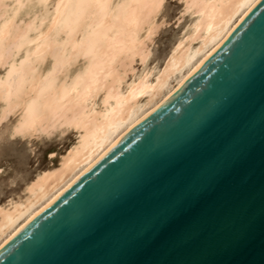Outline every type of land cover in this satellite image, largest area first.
Segmentation results:
<instances>
[{
	"label": "water",
	"instance_id": "water-1",
	"mask_svg": "<svg viewBox=\"0 0 264 264\" xmlns=\"http://www.w3.org/2000/svg\"><path fill=\"white\" fill-rule=\"evenodd\" d=\"M224 109L229 118L206 134ZM187 192L197 240L178 239L175 219L150 232L146 212L163 213L167 198ZM0 264H264V0L2 247Z\"/></svg>",
	"mask_w": 264,
	"mask_h": 264
},
{
	"label": "bare ground",
	"instance_id": "bare-ground-1",
	"mask_svg": "<svg viewBox=\"0 0 264 264\" xmlns=\"http://www.w3.org/2000/svg\"><path fill=\"white\" fill-rule=\"evenodd\" d=\"M259 1L182 0L186 31L161 65H147L165 0H0V120L18 113L11 136L76 132L57 164L0 204V249L174 95Z\"/></svg>",
	"mask_w": 264,
	"mask_h": 264
},
{
	"label": "rangeland",
	"instance_id": "rangeland-1",
	"mask_svg": "<svg viewBox=\"0 0 264 264\" xmlns=\"http://www.w3.org/2000/svg\"><path fill=\"white\" fill-rule=\"evenodd\" d=\"M182 5V0H165L158 15L159 20L164 19V24L153 39V55L147 65H161L177 39L184 34L182 32L186 31L192 17L189 13H182ZM134 66L136 72L142 69L139 61ZM3 71L4 67H0V74ZM130 78L129 74L127 80ZM17 116L18 113L12 112L0 120V204L19 197L24 185L40 170L57 164L60 155L76 137L72 129H57L50 134L39 132L32 136H11Z\"/></svg>",
	"mask_w": 264,
	"mask_h": 264
},
{
	"label": "snow or ice",
	"instance_id": "snow-or-ice-1",
	"mask_svg": "<svg viewBox=\"0 0 264 264\" xmlns=\"http://www.w3.org/2000/svg\"><path fill=\"white\" fill-rule=\"evenodd\" d=\"M229 118V112L224 109L221 114L210 119L208 126L204 129L205 133L211 135L214 130L215 120H227ZM192 150L195 151L196 145L192 144ZM177 187H180L178 184ZM192 200V192L185 193L182 198L173 200L170 197L166 199L164 203L163 213L156 211L146 212L144 219L148 225V230L150 232H156L158 229L168 223L170 219H175V235L178 239L195 242L197 240V233L200 226L199 218L193 213L190 204ZM129 213H136L138 209L135 207L127 209ZM135 239V236H131Z\"/></svg>",
	"mask_w": 264,
	"mask_h": 264
}]
</instances>
